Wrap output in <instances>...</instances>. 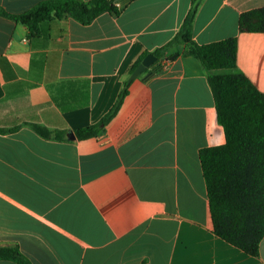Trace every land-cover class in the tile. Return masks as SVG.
<instances>
[{"label": "crops", "instance_id": "0c3cea01", "mask_svg": "<svg viewBox=\"0 0 264 264\" xmlns=\"http://www.w3.org/2000/svg\"><path fill=\"white\" fill-rule=\"evenodd\" d=\"M40 1L0 8L18 14ZM191 1L115 0L116 15L86 25L53 17L32 36L0 16V127L20 126L0 133L1 246L32 264H264V236L251 256L212 232L198 150L225 135L197 59L169 48L96 135L67 137L112 107L132 64L176 34ZM259 7L201 0L192 38L236 36L237 68L264 92V32L238 31L239 14ZM25 124L68 132L46 139Z\"/></svg>", "mask_w": 264, "mask_h": 264}, {"label": "trees", "instance_id": "16d2710c", "mask_svg": "<svg viewBox=\"0 0 264 264\" xmlns=\"http://www.w3.org/2000/svg\"><path fill=\"white\" fill-rule=\"evenodd\" d=\"M114 1L43 0L18 14L0 8V16L25 25L32 36L38 34L41 23L53 17L68 16L86 25L103 12L116 15L119 10ZM200 2L191 1L179 30L152 54L159 59L169 48L176 47L177 54L193 57L202 66L213 97L216 119L225 135L223 144L198 150L212 232L246 254L258 256L259 243L264 236V92L237 68L236 36L205 44L193 40V18ZM238 31L264 32V7L241 12ZM146 54L143 52L132 64L129 75ZM174 57L173 54L167 56L171 60ZM161 68V64H156V71ZM127 80L112 107L96 123L73 130L74 138L92 137L105 126L127 94ZM25 125L46 139L65 140L68 132L40 124ZM19 127H0V133ZM0 260L32 264L18 248L11 246L0 245Z\"/></svg>", "mask_w": 264, "mask_h": 264}, {"label": "water", "instance_id": "95a60500", "mask_svg": "<svg viewBox=\"0 0 264 264\" xmlns=\"http://www.w3.org/2000/svg\"><path fill=\"white\" fill-rule=\"evenodd\" d=\"M156 60H157V57L154 56L152 53L146 54L142 58L141 62L130 73L127 81L130 82L133 78H135L136 76H138L146 67H148L149 65H151L152 63H154ZM67 137L69 139H74V134L73 133H70V134L67 135Z\"/></svg>", "mask_w": 264, "mask_h": 264}, {"label": "built area", "instance_id": "2783aa9c", "mask_svg": "<svg viewBox=\"0 0 264 264\" xmlns=\"http://www.w3.org/2000/svg\"><path fill=\"white\" fill-rule=\"evenodd\" d=\"M168 62V60H166V58H163V63L165 64V63H167ZM163 64V65H164Z\"/></svg>", "mask_w": 264, "mask_h": 264}]
</instances>
